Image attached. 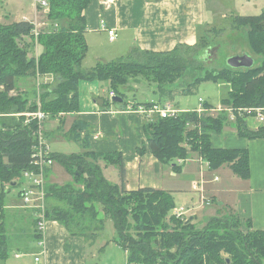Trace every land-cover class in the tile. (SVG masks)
Listing matches in <instances>:
<instances>
[{"label":"trees","instance_id":"1","mask_svg":"<svg viewBox=\"0 0 264 264\" xmlns=\"http://www.w3.org/2000/svg\"><path fill=\"white\" fill-rule=\"evenodd\" d=\"M47 1L48 25L40 29L38 39L34 33L35 23H0V264L8 259L11 244L5 224L7 193L13 188H21L24 183L23 173L31 168L38 129V121L26 114L36 113L39 104L25 94H13L18 91L19 82L52 77L53 81L46 83L38 96L43 112L50 120H56L62 114L80 111L79 86L82 81L105 82L116 97L125 99L119 88L127 86L131 79L144 77L158 83L160 88L166 83L173 84L189 66L196 65L197 60L191 61L188 56L209 46L207 35L195 46L177 47L171 52L134 49L126 58L84 70L83 63L89 53L86 10L92 0ZM37 8L43 10L40 4ZM246 27L249 28L250 46L263 58L261 65L252 69L235 70L228 66L219 72L208 70L183 90L184 93L205 81L224 82L231 85V91L222 101L223 105L235 109H264V11L258 16L233 17L232 30L240 31ZM224 32L215 28L209 31L218 35ZM35 46L40 48L37 58L30 57ZM111 104L126 105L125 102L104 103L105 107ZM140 106L149 109L154 103L136 104L135 109ZM205 108L212 107L206 104ZM152 119L145 124L144 131L150 150L162 164H173L179 172V161L190 160L196 153L209 162L212 170L228 165L235 175L250 179L247 150L216 149L212 145V137L222 133L231 123L228 113L213 118L206 114L200 116L196 111H185L174 118L156 115ZM245 119L238 116L235 121L240 137L264 139V126L252 130ZM68 139L80 143L84 152L52 156L74 181L64 186L48 183L46 215L73 236L89 238L86 235L89 233L97 238L110 219L118 236L115 243L128 253L127 264H264V231L252 230L250 220L244 227L237 215L215 218L199 230L193 220L182 222L172 218L175 230L170 232L167 221L175 209V202L169 192L150 188L127 191L122 157L95 153L90 147V130L85 122L76 120ZM186 141L190 150L182 147ZM101 161L120 168V185L107 181ZM49 175L50 171L47 179ZM98 206L103 209V219H99Z\"/></svg>","mask_w":264,"mask_h":264},{"label":"crops","instance_id":"2","mask_svg":"<svg viewBox=\"0 0 264 264\" xmlns=\"http://www.w3.org/2000/svg\"><path fill=\"white\" fill-rule=\"evenodd\" d=\"M34 2L33 17L24 3L17 0L13 12L8 11L0 16V23L28 21L42 25L40 29L47 28L48 21L42 17L38 19V3L37 0ZM224 2H229V12H236V0H214V11L207 18L208 0H113L109 5L101 0H92L86 10L89 53L83 69L90 70L99 63L126 58L134 49L163 53L177 47L195 46L211 30L208 20L214 22L218 15L217 4L222 6ZM222 18L227 19V16L224 14ZM101 21H105L108 28L116 29V41H110L108 33L101 29ZM97 51L102 53L99 55ZM49 79L44 78L45 84ZM107 87L105 82L82 81L79 86L80 111L47 121L45 133L49 144L55 135L66 133L68 136L74 122L81 120L89 126L90 147L95 153L122 157L127 191L146 188L167 191L174 199L175 208L184 207L182 204L193 206L189 208L199 207L198 214L189 218L194 223L202 220L203 212L206 211L209 218L237 215L244 227L250 220L252 230L264 231V139L240 137L235 122L212 137V145L216 149H241L249 152L251 176L248 180L235 175L228 165L212 170L200 162L201 157L196 153L192 154L190 160L180 164V171L176 172L173 164H162L149 148L144 126L154 117L142 114L139 110L122 111L112 104L105 107L106 100L101 95H107ZM19 91L27 93L23 89L14 94ZM110 92L107 99L109 102ZM168 105L170 103L164 107ZM245 121L252 130L264 126V122L256 116L246 117ZM100 166L108 181L121 184V170L118 166L105 161H101ZM195 183L199 184L197 190L194 189ZM202 196L210 204L202 205ZM18 199L21 204L17 205L15 201L7 199L5 224L7 229L14 227L17 232L13 238L9 235L12 246L27 253L32 251L28 255L34 260L37 256L41 257V261H34V264H90V256L96 257V253L91 251L93 245L86 237L73 236L59 222L48 221L44 233L39 232L35 211L23 206L20 194ZM102 236L103 232L97 236L96 241ZM43 242L45 247L41 245ZM112 244L118 245L108 243L109 246ZM124 253L127 261L128 253ZM24 254L17 260H21Z\"/></svg>","mask_w":264,"mask_h":264},{"label":"rangeland","instance_id":"3","mask_svg":"<svg viewBox=\"0 0 264 264\" xmlns=\"http://www.w3.org/2000/svg\"><path fill=\"white\" fill-rule=\"evenodd\" d=\"M16 1L17 0H0V16L2 14H6L8 11L13 12ZM20 1L24 3L25 7L29 10L30 16L33 17V9L35 3L34 0H20ZM213 1L214 0H208L209 8L207 10V18H210L211 13L214 11L212 9L214 4ZM217 5L219 6V8L217 9L218 15L214 18V22L210 23V20H208L209 27L211 30L214 28L223 29L225 30V32L220 35L209 32L206 34L208 35L207 37L209 39V43H208L209 46L207 47L205 46V48L201 47L199 50H196L194 53L188 56V58L191 61L195 59L197 60L196 65L189 66L187 71L183 74V76L180 77L178 80H176L175 83L163 84V86L165 87L162 90L160 89L163 86L160 88L158 83L152 80L145 79L144 77L138 76L131 79L127 86H122L119 88L120 93L125 96L124 102L126 103L125 105L126 108L128 104L130 103L134 104L133 101H138L140 102L138 104L154 103V105L157 104L162 107H164L167 103H170L172 108L178 111H186V110L196 111L199 110V107L201 105L199 100H202L203 101L202 107L205 108V105L209 104L211 105L212 108H207V109L205 108L206 112L204 113H198V111H196L198 115L206 114L209 117L217 118L222 113L230 114L229 112H226L224 110L228 106L222 104V101L228 98L229 96V92L231 91L230 84L224 82L205 81L199 83L196 86H192V90L188 93H184L183 90L189 88L190 85L194 84V81L197 78L203 77L208 70L219 72L220 70L227 68L228 67L227 60L233 56L248 54L255 60V68H258L261 65L263 58L253 50L252 46H250V42L248 39L249 28L246 27L241 29L240 31H235L231 29V23L233 17L235 16L260 15L264 11V0H236V2H234V7L238 11L236 10L234 14L233 12L232 13L229 12L230 11L229 2L226 3L224 2L222 6H220L219 4ZM37 9L39 12V14L37 15L38 19L40 20L42 17V19L48 21L46 15L48 11L44 9L41 10L39 8ZM224 14L227 16V19L222 18ZM37 26L39 29L42 27V25H38V24ZM36 43L38 44L37 41ZM21 46L23 47L22 44ZM97 52L99 55L100 53H102L100 51ZM39 53H40V48L38 49V47L35 46L34 52L30 54V57L37 58L39 56ZM47 78L52 79L51 76ZM32 80L33 81H31V79L20 81L18 90H23V89L26 90L27 93H21L20 91L19 93L27 95L28 97L31 98L32 101L37 100L39 104L38 110H42V105L39 96L42 89L44 88L45 80L43 78H36V79L32 78ZM52 81L53 80H50L49 83H51ZM34 86L36 87V96H34V90H35ZM110 91L111 90L108 88L107 95H101V98L107 101L109 97L108 93ZM109 100L111 101L110 98ZM135 105L136 104H134V106ZM62 115H66V114H62ZM62 115H60L59 118L63 117ZM48 120L50 119L48 118ZM48 120H46L44 124V128ZM230 122L234 123L232 121ZM192 127L190 129H193ZM231 127L235 128L234 126ZM65 128L64 130H66ZM64 130L62 132H64ZM49 145L51 147L52 153H56V154L72 155L74 153L80 155L84 152V149L82 148L81 144L68 139L66 133L64 134L61 133L53 136L52 141H50ZM182 147L188 150L191 149L187 141L182 144ZM50 172L51 175H49L47 181L50 184H57L59 186H64L74 181L73 176L69 174L59 162H55ZM8 189L9 186L7 185V191ZM21 189L22 188L20 187L11 189V191L7 193V199L13 200L12 202L15 201L14 202L15 205L21 204V202L18 199V194L21 192ZM182 205H185L184 207L186 209H189V207H193L190 204L189 205L182 204ZM98 211L100 212L99 219L105 218L102 207L98 206ZM199 211L200 209H196L192 211V214L196 216ZM173 212L174 211L170 212V215L168 216L169 221H167L168 224H170L171 226L170 232L175 230L174 229L175 226L173 225V223H171L172 218L176 219L174 217ZM203 214L201 213V215L203 216L202 220H199V222L197 221V223H194L193 221V223L196 224L197 229L199 230H203L204 228H206L211 220L215 218L225 217V216H218L215 218H209L206 211L203 212ZM47 220L52 221L48 217ZM201 221L202 223H200ZM182 222H186V221H182ZM7 230L11 238H13L17 234L14 227H10V229ZM86 235L89 236L87 240L89 241L91 246L93 245L91 251L96 253L94 254V256L96 257L90 256V264H127L124 250L116 244H112V246H109L110 244L108 245V243L111 242L115 243L114 239H117L118 237L112 220L109 219L105 222V229L103 231V236L98 241H96L97 239L91 236V234L87 233ZM26 253H27L26 251L24 252V250L21 249L19 250L15 246H12L11 243L9 244V257L6 260V262H4V264H34L35 261L34 258L28 255L33 252L30 251L29 253L27 254ZM17 254L18 255L24 254V257L21 260H17V258H15Z\"/></svg>","mask_w":264,"mask_h":264},{"label":"built area","instance_id":"4","mask_svg":"<svg viewBox=\"0 0 264 264\" xmlns=\"http://www.w3.org/2000/svg\"><path fill=\"white\" fill-rule=\"evenodd\" d=\"M104 4L109 5L112 4L113 0H101ZM37 3L42 6V8L48 11V1L47 0H37ZM101 29L108 33L109 39L111 42H114L118 38V34L116 29L108 28L105 21H101ZM39 31L37 25H35V37L38 39ZM116 97V93L114 91L110 92V99ZM201 105L199 107L198 113L206 112L205 108L202 107L203 101L199 100ZM126 110L134 111L139 110L142 114H149L151 116L159 115L161 118H174L179 115V111L172 108V106L168 105L166 107H162L160 105L155 104L151 108L139 107L135 109L134 104H128ZM226 112H229V120L235 122L237 117H249L256 116L261 122H264V109L261 108H249V109H235L232 107H226L224 109ZM200 116L202 114H199ZM28 118L36 119L38 121V129L35 134V141L33 146V153L31 157V168L26 170L23 173L24 183L22 185V189L20 194V198L23 202V206L26 208H30L35 211L36 219H37V228L38 231L44 233L48 220H47V174L53 168L55 161L53 160V153L51 147L49 145L44 124L46 120H48V114L44 113L42 110H38L36 113L26 114ZM28 123V122H27ZM188 161V160H187ZM186 161L180 160L179 164H182ZM200 162L205 163L208 167L210 166L209 162L205 161L201 158ZM198 183L194 184V189H198ZM202 205L205 203L210 204V201L206 199L204 196L201 197ZM199 209L185 207L175 208L173 211L174 217L181 221H188L190 217L194 216L192 211ZM43 247H45V242L41 243ZM17 259L21 258L20 255L16 256ZM36 263L41 261V257L37 256L35 259ZM157 264H161L160 262Z\"/></svg>","mask_w":264,"mask_h":264},{"label":"water","instance_id":"5","mask_svg":"<svg viewBox=\"0 0 264 264\" xmlns=\"http://www.w3.org/2000/svg\"><path fill=\"white\" fill-rule=\"evenodd\" d=\"M227 65L235 70L239 69H252L255 66V60L249 56L248 54L233 56L227 60ZM112 101L116 104H122L124 99L121 97H114ZM120 108L122 111L126 110V106H116Z\"/></svg>","mask_w":264,"mask_h":264}]
</instances>
